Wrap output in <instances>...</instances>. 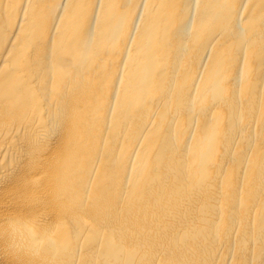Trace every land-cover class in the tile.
Segmentation results:
<instances>
[{"label": "bare ground", "instance_id": "1", "mask_svg": "<svg viewBox=\"0 0 264 264\" xmlns=\"http://www.w3.org/2000/svg\"><path fill=\"white\" fill-rule=\"evenodd\" d=\"M0 264H264V0H0Z\"/></svg>", "mask_w": 264, "mask_h": 264}]
</instances>
